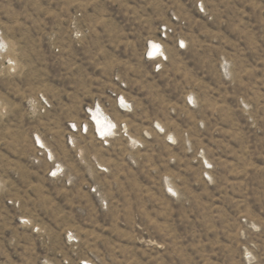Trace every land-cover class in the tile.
<instances>
[{"label": "rangeland", "instance_id": "1", "mask_svg": "<svg viewBox=\"0 0 264 264\" xmlns=\"http://www.w3.org/2000/svg\"><path fill=\"white\" fill-rule=\"evenodd\" d=\"M0 32V264H264V0H0Z\"/></svg>", "mask_w": 264, "mask_h": 264}, {"label": "bare ground", "instance_id": "2", "mask_svg": "<svg viewBox=\"0 0 264 264\" xmlns=\"http://www.w3.org/2000/svg\"><path fill=\"white\" fill-rule=\"evenodd\" d=\"M6 45H8V44H7L6 40H5V38L3 37L2 33L0 32V48H2V47L7 48ZM148 51H150V54L151 55L156 56L158 53L161 52V47H160V45L157 42H152L151 46L148 47L147 52ZM151 55H150V58L151 59H156L157 58V57L156 58H152ZM94 119L96 120V122H97V124L99 126H101L102 125V122L104 121L103 116L101 114H99V113H95L94 114Z\"/></svg>", "mask_w": 264, "mask_h": 264}, {"label": "built area", "instance_id": "3", "mask_svg": "<svg viewBox=\"0 0 264 264\" xmlns=\"http://www.w3.org/2000/svg\"><path fill=\"white\" fill-rule=\"evenodd\" d=\"M5 50H6L5 47L0 48V53H5ZM147 56H148V58L150 59L149 52H148V55H147ZM158 57H159V56H157V58H158ZM6 61H7V59H6ZM7 63H8L9 65L12 64V62H11L10 59L7 61ZM37 102L40 103V106H41V110H42V112L47 111V110L51 107V104H50L49 99H48L47 96L40 95V96L37 98ZM83 264H88V262H83ZM89 264H92V263L89 262Z\"/></svg>", "mask_w": 264, "mask_h": 264}]
</instances>
